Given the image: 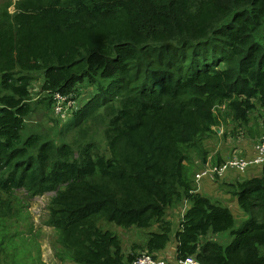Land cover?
Returning a JSON list of instances; mask_svg holds the SVG:
<instances>
[{"label": "trees", "instance_id": "obj_1", "mask_svg": "<svg viewBox=\"0 0 264 264\" xmlns=\"http://www.w3.org/2000/svg\"><path fill=\"white\" fill-rule=\"evenodd\" d=\"M0 78L2 264H36L31 247H18L23 234L5 231L30 218L20 190L55 193L46 223L63 262L133 264L171 244L173 262L264 264V165L215 180L231 185L242 228L189 165L218 128L234 124L225 134L239 139L237 128L264 113V0H0ZM56 94L85 102L64 103L61 118ZM35 114L54 124H32ZM261 115L249 134L264 130ZM113 225L156 229L125 254ZM228 230L229 244L212 238Z\"/></svg>", "mask_w": 264, "mask_h": 264}, {"label": "rangeland", "instance_id": "obj_2", "mask_svg": "<svg viewBox=\"0 0 264 264\" xmlns=\"http://www.w3.org/2000/svg\"><path fill=\"white\" fill-rule=\"evenodd\" d=\"M9 9L12 13L15 12L14 6H11ZM41 77L42 76L40 75L39 78ZM0 83H1V78H0ZM40 83H41V80L36 81L34 83L33 92L39 89ZM82 89L83 90H81V92L82 94L84 93V95H82L81 97L84 98L87 95V90H89L90 88H86L85 86L84 87L82 86ZM73 95L75 96V93H73ZM84 102H85L84 99H80V100L75 99V103L73 104L72 107L78 108L79 106L83 105ZM72 107L67 109L64 112V115L61 114V118H65L66 116H68L71 112ZM57 108L58 107H55L56 111H57ZM60 108H62V106L59 107L58 109ZM261 113L264 114L263 111H257V113L253 115L251 124H255L257 122L262 121L263 118H262ZM39 115L41 117H39ZM39 115L35 114L33 117H31L30 120L32 124L40 123L42 126H46V127H51L52 124H54V122H52L50 120V117L47 116L46 114L45 115L39 114ZM251 124L248 125V127H244L243 129L237 128L238 133L241 134L242 136V137L239 136L240 137L239 139L225 134V132L228 133L229 128L231 129L232 127H234V124H230L229 122L228 127L225 125V126H222L221 128H218L220 129L218 132V135L216 136L213 135L212 137L204 139L201 146L197 149L196 151L197 153L196 152L191 153L192 160H190L189 162L191 170L196 173L198 171L203 170L204 167L206 168L207 166H210V164L212 163L216 155L224 154L226 161L234 157L247 158V159L253 158L256 155V146L258 144V142L253 138V134H255L257 130H260L261 138L259 140H261L264 137V131H262L263 128L261 126V128L259 129L257 128L252 129L251 131L252 133L250 132L249 134L248 128L251 127ZM252 141H256V143L253 145L254 149L252 150L251 154L247 155L244 152V144L248 142H252ZM202 147L209 151V154L207 157L208 159L206 160L207 161L206 163H202L201 158L199 157V155L202 154V151H201ZM262 166L263 165L255 166L256 171L254 172V174H260L263 169ZM232 172L233 174H235V179L244 180L249 176V173L247 174V172L244 174H239L236 171H232ZM227 174L225 175L226 177L224 176L222 178H225V180L230 179L229 178L230 176ZM212 181H214V179H212ZM214 183L215 185L219 184V189H222L221 193L223 196L222 197H220V195H218V197L211 196L210 198L214 200L215 202H218L219 204L229 207L232 210L233 214H235L236 216V219H237L236 228H242V225H244L243 222L246 219L245 218L246 215L240 207H237L236 196L234 194H231V192L227 191V190L231 191L232 189L231 185L225 184L220 181L219 182L215 181ZM202 189L204 188L202 187ZM206 193L210 194L211 192L206 191ZM54 194L55 193L49 192V193H45L44 195H40L32 199H28L21 192V190L18 191V195L22 198L21 201L24 204L23 212L28 213V216L30 218L27 220H22L20 223L16 222V217L13 219H10L11 221H6L10 226L5 231H10L11 233L18 232V233L23 234L22 239L25 240L26 243L22 241H18V247L23 248L22 246L23 244H26V247L27 246L31 247V254H32L31 260H33L36 264H73L70 261L63 262L58 259L54 251L56 233L46 223L49 203ZM188 205H189V202L187 203L184 202V205H183L184 209L182 213L185 211ZM169 215L172 217L173 221H178V219L181 217L182 214L179 211V208H172L169 210ZM110 224L111 223L109 224L107 223L106 225L107 227H105V225L102 223V226L105 229H110L111 228ZM112 228L118 235L121 236L125 252H128L129 250H131L130 248L134 243H142L143 241H145L148 237L147 233L151 230L156 229L154 226L153 228H150V229L148 228L146 229H134V228L123 229L121 227H118L117 225H113ZM212 238L214 240L220 241L223 244L227 245L233 239V235L231 234V230H228L225 232L218 233L217 235L212 236ZM169 246L170 247H168L167 249L168 251L171 248H173L171 244H169ZM5 253H7V250L5 251ZM167 254L168 252L165 253V255ZM162 255H164V253H162ZM0 264H2L1 258H0Z\"/></svg>", "mask_w": 264, "mask_h": 264}, {"label": "built area", "instance_id": "obj_3", "mask_svg": "<svg viewBox=\"0 0 264 264\" xmlns=\"http://www.w3.org/2000/svg\"><path fill=\"white\" fill-rule=\"evenodd\" d=\"M72 95L69 97L56 94L57 103L55 107L57 108V113L64 115V112L67 110V107L64 108V103H70L72 106L74 101L71 99ZM264 165V137L259 141L256 146V155L251 158H238L234 157L228 161L225 160L224 163L220 165H212L204 167L203 170L196 173L195 181L199 185L204 178H210L217 180L224 177L230 171H236L240 174L246 173L250 167ZM133 264H202L200 261L196 260L193 257H186L177 259L175 262L168 260L164 256L154 257L152 254L141 252L133 261Z\"/></svg>", "mask_w": 264, "mask_h": 264}, {"label": "crops", "instance_id": "obj_4", "mask_svg": "<svg viewBox=\"0 0 264 264\" xmlns=\"http://www.w3.org/2000/svg\"><path fill=\"white\" fill-rule=\"evenodd\" d=\"M264 131V130H263ZM219 132V131H218ZM261 137H258V138H254L257 142H259V139H260ZM256 141H252V142H248V143H246V144H244V152H245V154H251V152H252V150L254 149V147H253V145L256 143ZM223 155V156H222ZM221 156L225 159V157H224V154H222ZM226 160V159H225ZM207 162V161H206ZM206 162H204V163H206ZM212 164V163H211ZM256 171V169H255V166L254 167H250L249 168V170L247 171V173H251V174H254V172ZM240 174V173H239ZM227 175H229L230 177L229 178H235V174H233V172L232 171H230V172H228V174ZM226 177V176H225ZM218 180V179H217ZM215 180L214 181H212V179H210V178H204L201 182H200V189L203 187V188H205V186L208 184V185H213L214 184V186L213 187H211V189H212V191H215V194L218 196V195H220V197H222L223 195H222V193L220 192V189L218 188V185H215ZM187 208V207H186ZM183 214V213H182ZM123 243V242H122ZM131 250H132V247L130 248ZM168 249V248H167ZM165 250L164 251V255H165V253H167L168 252V256H169V258H172L173 259V257H175V255H174V251L172 252V250H174V248H171L169 251L168 250ZM123 250H124V247H123ZM131 250H129L128 252H125V250H124V252H125V254H128L129 252H131ZM140 251V250H139ZM138 251V252H139ZM164 255H162V256H164ZM171 255V256H170ZM165 256H167V255H165ZM164 256V257H165ZM176 261V260H175ZM72 263V262H71ZM73 264H75V263H73Z\"/></svg>", "mask_w": 264, "mask_h": 264}, {"label": "water", "instance_id": "obj_5", "mask_svg": "<svg viewBox=\"0 0 264 264\" xmlns=\"http://www.w3.org/2000/svg\"><path fill=\"white\" fill-rule=\"evenodd\" d=\"M220 129H218V131H219ZM204 162H206V160H204Z\"/></svg>", "mask_w": 264, "mask_h": 264}, {"label": "clouds", "instance_id": "obj_6", "mask_svg": "<svg viewBox=\"0 0 264 264\" xmlns=\"http://www.w3.org/2000/svg\"><path fill=\"white\" fill-rule=\"evenodd\" d=\"M260 141V140H259ZM167 258V257H166ZM168 259V258H167ZM169 260V259H168Z\"/></svg>", "mask_w": 264, "mask_h": 264}]
</instances>
